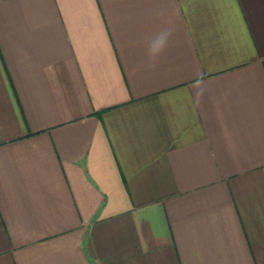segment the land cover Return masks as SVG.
Listing matches in <instances>:
<instances>
[{"label": "crops", "instance_id": "1", "mask_svg": "<svg viewBox=\"0 0 264 264\" xmlns=\"http://www.w3.org/2000/svg\"><path fill=\"white\" fill-rule=\"evenodd\" d=\"M0 264H264V0H0Z\"/></svg>", "mask_w": 264, "mask_h": 264}, {"label": "clouds", "instance_id": "2", "mask_svg": "<svg viewBox=\"0 0 264 264\" xmlns=\"http://www.w3.org/2000/svg\"><path fill=\"white\" fill-rule=\"evenodd\" d=\"M171 36H172L171 29L158 33L150 45L149 48L150 57L152 58L159 57L166 49Z\"/></svg>", "mask_w": 264, "mask_h": 264}]
</instances>
